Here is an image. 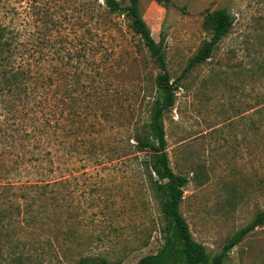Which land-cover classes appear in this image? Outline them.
I'll return each instance as SVG.
<instances>
[{
    "label": "rangeland",
    "instance_id": "1",
    "mask_svg": "<svg viewBox=\"0 0 264 264\" xmlns=\"http://www.w3.org/2000/svg\"><path fill=\"white\" fill-rule=\"evenodd\" d=\"M33 1L50 6L73 56L67 68L61 54L52 61L53 81L33 106H11L0 76V262L134 264L161 248L167 224L156 177L140 162L149 151L135 148L161 71L104 0ZM218 9L232 14L231 29L180 76ZM139 11L175 80L161 119L170 168L187 179L179 211L213 256L264 211V0H139ZM263 263L264 223L223 261Z\"/></svg>",
    "mask_w": 264,
    "mask_h": 264
},
{
    "label": "trees",
    "instance_id": "2",
    "mask_svg": "<svg viewBox=\"0 0 264 264\" xmlns=\"http://www.w3.org/2000/svg\"><path fill=\"white\" fill-rule=\"evenodd\" d=\"M127 1L125 6H121L117 0H104V4L109 13L127 16L130 28L139 35L161 71L154 79L157 96L149 109L148 136L145 139H135V148L139 152L149 151L147 157L140 162L156 177L153 182L160 192L161 211L167 223L161 248L154 254L140 257L134 264H223L230 249L250 230L264 223V211L257 212L255 217L237 230L221 251L213 256H209L204 246L193 239L179 211L187 179L174 174L170 168L161 119L163 113L174 105L175 80L172 81L169 76L164 49L155 44L150 29L140 14L139 0ZM44 6V9H41L33 0H0V76L2 88L9 93L11 106L13 104L33 106L38 86L43 82L51 84L53 81L52 61L61 54L60 59H63L67 68L70 64L68 58L73 56V51L62 44L63 41H57L55 32L58 30L59 21L49 10L50 6L48 4ZM41 22L45 23L42 29ZM233 22L232 14L225 9H218L212 13L210 38L204 41L188 60L180 76L211 56L220 40L231 29ZM60 38L69 41L68 36ZM56 41L61 42V46L56 48ZM86 48L84 43L83 49ZM77 51L83 54L80 49ZM72 73L74 75V72ZM66 74L68 76L69 72ZM77 264L110 263L102 258L85 257Z\"/></svg>",
    "mask_w": 264,
    "mask_h": 264
}]
</instances>
